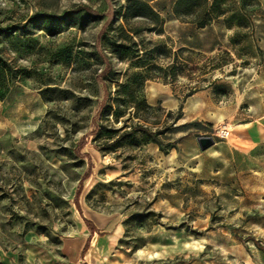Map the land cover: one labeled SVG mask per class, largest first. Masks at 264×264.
Masks as SVG:
<instances>
[{
  "label": "rangeland",
  "instance_id": "rangeland-1",
  "mask_svg": "<svg viewBox=\"0 0 264 264\" xmlns=\"http://www.w3.org/2000/svg\"><path fill=\"white\" fill-rule=\"evenodd\" d=\"M174 1L150 0L161 33L130 20L137 40L182 62L143 83L140 122L160 143L136 133L103 150L97 125L138 119L129 106L118 122L98 112L101 54L114 79L130 67L112 31L99 35L126 0H0L11 28L0 31L11 69L0 83V264H264V146L234 149L264 115V0H220L225 13L203 27L176 17ZM155 60L165 68L172 55ZM199 137L213 143L201 149ZM81 215L98 227L84 251Z\"/></svg>",
  "mask_w": 264,
  "mask_h": 264
},
{
  "label": "trees",
  "instance_id": "trees-1",
  "mask_svg": "<svg viewBox=\"0 0 264 264\" xmlns=\"http://www.w3.org/2000/svg\"><path fill=\"white\" fill-rule=\"evenodd\" d=\"M242 7L239 8V11ZM107 18L105 19L100 31V36L103 33L112 31V47L113 52L117 55L121 61L130 60V67L134 70L129 71L127 68L123 75V80L119 81L112 77L115 73L111 69L110 62L104 60L105 54H101V62L103 67L101 68L98 76L104 87V96L102 98L99 111L106 109L110 112L111 120L118 122L120 117L124 115V107H132L133 117L138 119L135 122H131L129 129H123L126 124L122 126H110L106 125L95 128L96 137L100 139L102 149L108 150L114 147L117 142L125 137H132L136 133H141L147 140L160 143L158 134L159 130L152 131L140 122L142 119V113L150 109L143 96V83L148 78L161 76L167 77L166 72L169 69L175 71L177 65H181L182 62L178 61L177 54L172 53L171 49L161 42L148 41L143 44L142 39L137 40L136 36H140L141 26L133 25L130 23L132 18L140 19L146 22V28L149 31L161 33L163 31V18L150 4V0H126L125 5L118 7V12L121 17V21L113 26L112 21L114 18V10L109 8ZM174 15L180 19L190 18L197 27H203L209 24L215 17L223 15L226 9L223 7V2L220 0H175L172 6ZM237 23L242 25L247 16L244 11L235 18ZM10 27H1L0 31H8ZM182 50V48L180 49ZM172 55V63L168 64L165 68L156 62V58ZM11 69L6 62L0 57V83L7 84L10 81ZM107 79L116 83V88L113 93L108 90ZM2 96V93L0 94ZM108 101H111L110 103ZM101 109V110H100ZM180 109L176 114V118L180 117ZM132 118V117H131ZM127 117L124 119H131ZM144 119V118H143ZM123 129V130H122ZM117 136L115 137L114 135ZM115 137V138H114ZM78 206V204H77ZM79 207V206H78ZM87 226L93 230V225L90 220L84 218ZM86 243L83 251L87 248Z\"/></svg>",
  "mask_w": 264,
  "mask_h": 264
},
{
  "label": "crops",
  "instance_id": "crops-1",
  "mask_svg": "<svg viewBox=\"0 0 264 264\" xmlns=\"http://www.w3.org/2000/svg\"><path fill=\"white\" fill-rule=\"evenodd\" d=\"M260 119H261V122H258V124H257V122H254V120H256V119L249 122L251 124V127H249V129L246 132L247 145L244 146V148L242 146H235L234 147L235 150L245 151L246 153H248V152L252 151L259 144L264 146V115H262L260 117ZM80 214H81V211H80ZM81 216H82L83 220H84V218L90 220L92 225H93V230H91L87 226V224L85 223L86 228L88 229L87 233L89 234V236H88L87 240L85 241L84 245H86V243H88V245H89L90 238L93 234H95L98 231V227L96 226V224L93 222V220L91 218L85 217L83 215H81Z\"/></svg>",
  "mask_w": 264,
  "mask_h": 264
},
{
  "label": "water",
  "instance_id": "water-1",
  "mask_svg": "<svg viewBox=\"0 0 264 264\" xmlns=\"http://www.w3.org/2000/svg\"><path fill=\"white\" fill-rule=\"evenodd\" d=\"M198 143L201 149H205L213 143V139L210 137H199Z\"/></svg>",
  "mask_w": 264,
  "mask_h": 264
}]
</instances>
